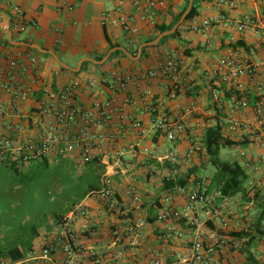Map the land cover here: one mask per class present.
Wrapping results in <instances>:
<instances>
[{"label":"crops","instance_id":"1","mask_svg":"<svg viewBox=\"0 0 264 264\" xmlns=\"http://www.w3.org/2000/svg\"><path fill=\"white\" fill-rule=\"evenodd\" d=\"M117 2L0 0V25L8 20L13 40L27 43L6 44L7 34L0 26V66L11 71L10 60H17L18 67L12 69V72L19 84L30 89L27 100L13 101L12 95L4 88L6 76H0V137H14V133L9 130L10 124L23 126L22 136L38 134L40 127H36L34 121L43 112L42 102H48L46 91L54 90L61 94L73 79L80 80L81 86L75 98L69 102L82 111H93L96 122L90 123L87 117L79 115L72 121L69 131L78 134L80 130L87 129L94 135L97 160L93 169L100 168L101 188L114 191L119 205L114 210L103 209L101 200L91 194L80 201L90 209L89 217L80 218L75 224L82 249L96 252L106 264H194L193 246L196 241L207 244L220 236L238 239L237 234L243 235L246 232L250 238L254 234L251 224L258 219L242 210L250 207L248 205H251V201L254 204L247 189L245 195L232 196L230 202L223 205L219 191L213 190L212 179L205 181L199 175L201 153L206 154L203 136L206 129L218 121L229 139L248 141L247 145L264 146L262 129L255 124L253 108L244 109L234 105L238 99H247L250 105L258 99H264V0H238L237 10L228 11L231 17L236 18L245 14L253 15L256 25L248 31L238 33L221 24H213L204 32L195 33L189 30V20L177 35L169 37L159 47H149L138 58V52L132 54L131 51L136 48L139 50V46L154 35L156 25L170 24L183 10L186 0H168L167 7L160 11L154 23L138 21V32L133 34L126 33L120 26L102 24V13L112 10ZM195 2L198 6L195 19L198 21L218 16L222 9L218 0ZM10 4L20 6L27 18L37 20V25L28 26L22 32L16 31L12 26L13 12ZM60 5L61 11L58 10ZM126 9L130 10L129 7ZM22 34L25 37H21ZM238 41L242 45L234 46ZM115 43H120V47L128 52L127 57L121 54L110 57V54L103 63L84 60L98 61L96 57L100 55L105 58L112 49L110 44ZM33 44L54 51L70 68H76L82 60L89 64L82 71L80 69L81 72H74L60 65L50 53L33 48ZM28 46L31 49H27ZM230 48H236L256 64L258 74L254 77L242 76L239 85L233 86L216 80L213 77L214 64ZM172 50L183 58V65L177 75L168 79L150 76L149 70L157 68L164 61L166 53ZM63 57L74 59L76 65L64 61ZM115 74L125 80L124 88L118 89L110 84ZM87 79L94 82L93 86H87ZM174 88L175 96H172ZM214 90L222 97V109L217 107L213 98ZM103 101L112 102L106 109L111 117L107 124L100 126L97 123L100 120L97 104ZM58 102L57 105L61 107L63 102ZM157 104L170 115L182 119L185 124V130L179 132L173 141L156 131L151 123L150 109ZM233 118L249 121V127L230 130V120ZM135 120L142 123L141 128L134 127ZM50 124H55L52 113L46 117V127ZM194 142L200 144L199 150L193 156L186 157V151ZM130 144L137 145V151L126 148ZM169 150L178 153V164H162L155 158ZM251 153L258 155L255 150ZM81 154L82 148L77 146L70 155L78 157ZM246 164L244 166H249V163ZM192 168L200 180H191L185 187L186 191L195 188L198 182L207 184L213 205L221 210L220 215L211 219L206 214V205L197 204L190 212L193 222L182 218L173 225V229L168 230V221L158 218L161 209L185 208L187 195L178 188L171 193L165 191L163 180L172 169H177L183 175ZM248 172L251 184L253 172ZM132 185L142 196L140 208L135 207L129 193ZM125 207L130 208L129 213L125 212ZM223 218L228 220L227 226L223 225ZM136 221L142 226L139 234L127 229ZM115 229L119 230L116 236L113 234ZM50 231L39 234L33 242V249L39 254ZM245 246L248 247V244ZM241 247L231 248L227 245L222 249L217 248L214 253L200 252V256L208 259L209 264H245L248 252L242 251ZM249 249L257 260L255 264H264V240L259 243L256 239ZM62 259L59 253L51 259H35L28 264H62Z\"/></svg>","mask_w":264,"mask_h":264},{"label":"built area","instance_id":"2","mask_svg":"<svg viewBox=\"0 0 264 264\" xmlns=\"http://www.w3.org/2000/svg\"><path fill=\"white\" fill-rule=\"evenodd\" d=\"M238 0H218V5L222 8L218 16L208 17L196 20L193 17L189 24V30L195 33L204 32L213 24H221L224 27L233 29L235 32L243 33L252 29L256 25L255 17L253 15L245 14L241 18L231 17L229 10H237ZM168 0H118L117 5L108 11L102 13V24L104 26H120L126 33L133 34L138 32L137 22L154 23L160 11L167 7ZM13 12L12 26L18 32L24 31L28 26H36L37 20L27 18L24 10L16 5H11ZM126 7H129L128 11ZM72 9V7H67ZM61 11V5L58 7ZM117 14V15H116ZM264 37V28H263ZM2 53H0L1 55ZM34 62L35 59L32 58ZM183 65L182 55L177 51H168L165 55L164 61L154 69L149 70L150 76H159L163 78H172L177 75ZM9 66L11 71L6 70L0 66V76H6L4 83L5 90L13 97V101H25L28 99L30 89L24 85L19 84L16 75L12 69L18 67L17 60H10ZM258 74V67L251 62L247 57L243 56L236 48H230L228 52L222 55L214 64L213 77L230 86L239 85V79L242 76L254 77ZM94 82L87 79V86H93ZM112 86H117L118 89L125 87V80L118 77L116 74L111 80ZM81 86L80 80L73 79L67 86V89L57 94L54 90H47L46 95L48 102H42V110L38 114L34 124L40 127L38 134L29 137L22 136L24 127L20 125H9V130L14 133V137L1 136L0 137V162L16 161L19 164H28L33 161L41 159H49L51 156H65L71 154L77 146L82 148L81 159L84 163H89L97 160V154L94 152L95 138L87 129H82L78 134H72L69 129L72 121L79 115L88 118V122H96L93 111H82L70 104L69 100L75 98V93ZM172 96H175V88L172 90ZM213 98L218 108H224V103L220 94L214 90ZM58 101H62V106H58ZM111 101H103L97 104L100 111V120L97 123L102 126L109 122L111 115L106 109L109 108ZM235 106L247 109L253 108V118L255 124L262 129L263 144H264V99H258L253 105H250L247 99H238L234 102ZM52 113L55 117V124H50L46 127V117ZM151 123L154 129L163 133L169 140H175L179 132L185 130V124L182 119H178L170 115L165 109L157 105L150 109ZM249 121L241 118H233L230 120V130L235 131L241 128L247 129ZM134 127L141 128L142 123L135 120ZM137 145L130 144L126 148L137 151ZM200 144L198 142L192 143L186 151V157H191L199 150ZM157 161L162 164L167 162L171 164H178V153L175 150H169L165 154H159L155 157ZM185 170H183L184 172ZM182 175L177 169H172L169 176ZM258 186H264V177L255 182ZM179 191L186 193L187 205L183 209H173L165 207L161 209L158 218L163 221H168L166 225L168 230L173 229V225L181 220L187 218L193 222L194 218L190 216V212L197 204L206 205V214L213 219L220 215L221 210L213 205V198L209 192V186L203 182H198L195 188L186 191L185 187H178ZM129 193L133 200L135 207L140 208L142 205V196L137 192L135 186H130ZM91 195L96 196L101 200L102 208L114 210L118 208V200L114 191L109 188H101ZM219 196L222 204L226 205L230 202V197ZM251 204L253 202L251 201ZM130 208L125 207V212L129 213ZM90 215L89 207L84 203H78L68 213H66L60 220H58L51 228L48 239L44 241L39 252L32 249L23 259L11 260L1 259L0 264H28L35 259H51L56 254L61 253L63 256L62 264H106L104 259L96 252L82 249L78 241L75 224L80 218H88ZM223 225H228L226 218L222 219ZM84 227H88L85 225ZM130 232L139 234L141 232V223L136 221L127 228ZM116 236L119 230H113ZM245 239L228 238L220 236L217 240L204 243L196 241L193 246L194 250V264L203 263L209 264V260L201 258L200 252L214 253L216 249H222L225 246L231 248H239Z\"/></svg>","mask_w":264,"mask_h":264},{"label":"rangeland","instance_id":"3","mask_svg":"<svg viewBox=\"0 0 264 264\" xmlns=\"http://www.w3.org/2000/svg\"><path fill=\"white\" fill-rule=\"evenodd\" d=\"M21 37H25V34ZM63 60L76 65L74 59L63 57ZM254 150L258 155L251 153ZM201 155L199 176L206 181L212 179L216 168L209 162L207 154ZM219 156L224 160H237L243 165L249 163L247 170L253 172V181L251 184L248 181L246 189L254 204L242 210L258 218L264 186H258L255 182L264 177V146H224ZM20 165V173H15L0 162V248L12 245L25 248L37 238L35 231L39 234L49 231L56 223L57 216L64 214L73 202L80 201L90 185L100 187V168L95 173L93 163H84L80 156H51L47 164L41 159ZM251 226L254 230V224ZM263 240L262 236L259 240L257 238L259 243Z\"/></svg>","mask_w":264,"mask_h":264},{"label":"trees","instance_id":"4","mask_svg":"<svg viewBox=\"0 0 264 264\" xmlns=\"http://www.w3.org/2000/svg\"><path fill=\"white\" fill-rule=\"evenodd\" d=\"M189 3V0H186V5L183 8V10L173 19V21L170 24H158L156 25V30L154 32V35L144 42H148L151 40H154L160 33L170 30L180 19L181 15L187 8ZM198 14V6L196 5V2L194 0L193 7L188 14L187 18L184 20V22L178 27V29L165 37H163L160 42L154 46H146L142 50V56L146 52V50L149 47H159L162 45L169 37H173L179 33L180 28L189 20H191L193 17H195ZM5 43L8 45H11L8 39L5 40ZM234 46L242 45L241 41H238L237 43L233 44ZM120 43L110 44V49L114 47H120ZM27 49H31L30 46L27 47ZM138 52V49L136 48L135 51H131L132 54H136ZM121 54L123 57H127V54H125L122 50H116L111 53L110 57L114 55ZM46 56H51L50 54H45ZM104 55L97 56L96 59L98 61L102 60ZM89 64V62H84L81 68V71L85 65ZM62 70H67L64 67H61ZM80 71V72H81ZM241 95H238L240 97ZM218 109V108H217ZM203 143L206 150V154L209 158V162L216 168V172L214 176L212 177V187L214 189H217L221 196H227L232 197L235 195H242L246 193V185L249 181L250 175L247 170V167L244 166L242 163H240L237 160L230 161V160H224L221 159L219 156L220 150L224 146H230V145H241L246 146L248 141H235L229 139L227 136L223 133V127L220 123V121L216 122L214 125L208 127L205 131V134L203 136ZM42 162L45 164L48 163V159H42ZM95 161L89 162L95 164ZM5 163V165L9 166L15 173H20V164L16 161H7V162H1ZM96 173V170L93 169ZM99 178V176H98ZM193 181H199L200 178L196 177V171L194 168L189 169L185 174L178 175V176H169L165 177L163 180V189L167 192H173L178 187H186L188 183ZM100 181V180H99ZM102 185L96 186V185H90L89 188L83 192L80 201L86 197L88 194H91L92 192H95L97 190H100ZM210 190V188H209ZM264 198V197H263ZM80 201L73 202L71 206L67 208L64 214L57 216L56 222L60 220L66 213H68L72 208H74ZM260 213L258 216V219L254 223V234L251 235L249 238L248 232L244 233L243 235L237 234V238L246 239L245 243L242 244V251H247V262L245 264H255L257 260L254 257V254L249 249V246L260 236H264V201L263 203H259ZM36 237L39 235L35 231ZM248 244V247L245 246ZM33 249V242L29 243L28 246L25 248H20L17 245H12L5 248H0V260L1 259H11V260H20L23 259L26 254Z\"/></svg>","mask_w":264,"mask_h":264},{"label":"water","instance_id":"5","mask_svg":"<svg viewBox=\"0 0 264 264\" xmlns=\"http://www.w3.org/2000/svg\"><path fill=\"white\" fill-rule=\"evenodd\" d=\"M193 3H194V0H189V3H188L187 8L185 9V11L183 12V14L181 15V17H180V19L178 20V22H177V23H176V24H175L170 30H167V31H164V32L160 33V34H159L154 40H151V41H148V42H145V43L141 44V45L139 46L138 56H137V58L141 55L142 50H143L144 47H146V46H154V45L158 44V43L160 42V40H161L163 37H165V36H167V35H170V34L174 33V32L178 29V27L184 22V20L187 18L188 14L190 13V11H191V9H192V7H193ZM0 26H1V28L4 30V32L7 34V38H8V41H9L10 43H12V44H27V43H24V42H15V41L13 40V35H12V31L10 30V27H9V21H8V20H7V21L5 20ZM31 46H32L33 48H37V49L41 50V51L44 52V53H50V54H51V55L57 60V62H58L60 65H62V66H64V67H67V68H70V67H68L66 64H64V63H63V62L57 57V55H56V53H55L54 51L41 49L39 45H35V44H33V45H31ZM116 50H122L125 54L128 55V52H127L123 47H114V48H112V49L108 52V54L106 55V57L103 58L101 61H96V60H93V59H84V60H91V61H94V62H97V63H103V62L108 58V56H109L112 52H114V51H116ZM84 60L80 61V62L78 63V65H77L76 68H70V69H71L72 71H74V72H79L80 69H81V65H82V63H83Z\"/></svg>","mask_w":264,"mask_h":264}]
</instances>
